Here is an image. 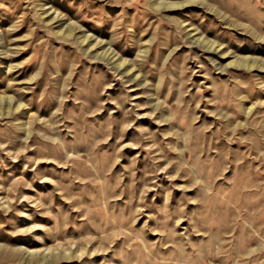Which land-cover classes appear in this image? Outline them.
<instances>
[{"label": "rangeland", "instance_id": "obj_1", "mask_svg": "<svg viewBox=\"0 0 264 264\" xmlns=\"http://www.w3.org/2000/svg\"><path fill=\"white\" fill-rule=\"evenodd\" d=\"M0 264H264V0H0Z\"/></svg>", "mask_w": 264, "mask_h": 264}]
</instances>
